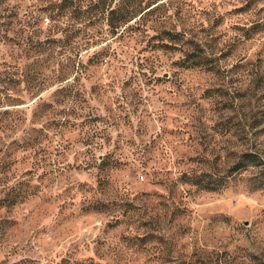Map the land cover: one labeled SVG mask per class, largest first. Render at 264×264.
I'll return each mask as SVG.
<instances>
[{"label": "rangeland", "instance_id": "obj_1", "mask_svg": "<svg viewBox=\"0 0 264 264\" xmlns=\"http://www.w3.org/2000/svg\"><path fill=\"white\" fill-rule=\"evenodd\" d=\"M251 142L264 0H0V264H264L249 172L180 179Z\"/></svg>", "mask_w": 264, "mask_h": 264}, {"label": "trees", "instance_id": "obj_2", "mask_svg": "<svg viewBox=\"0 0 264 264\" xmlns=\"http://www.w3.org/2000/svg\"><path fill=\"white\" fill-rule=\"evenodd\" d=\"M199 60H195L193 64L188 66L199 64ZM252 127V125L250 126ZM253 142L250 143L247 149L239 152H234V158L232 164L224 172H183L180 176L181 181L196 185L199 188L205 190H219L225 186L227 178L232 172L241 173L242 171H248L250 177L249 189H263L264 188V151L253 146Z\"/></svg>", "mask_w": 264, "mask_h": 264}]
</instances>
